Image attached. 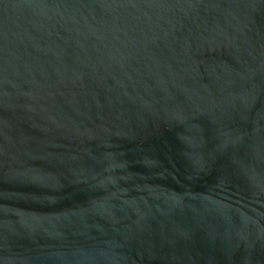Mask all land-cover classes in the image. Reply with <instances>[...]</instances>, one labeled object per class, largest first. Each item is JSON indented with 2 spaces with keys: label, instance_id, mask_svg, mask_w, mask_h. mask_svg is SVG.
Segmentation results:
<instances>
[{
  "label": "water",
  "instance_id": "95a60500",
  "mask_svg": "<svg viewBox=\"0 0 264 264\" xmlns=\"http://www.w3.org/2000/svg\"><path fill=\"white\" fill-rule=\"evenodd\" d=\"M0 264H264V0H0Z\"/></svg>",
  "mask_w": 264,
  "mask_h": 264
}]
</instances>
